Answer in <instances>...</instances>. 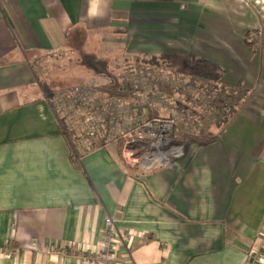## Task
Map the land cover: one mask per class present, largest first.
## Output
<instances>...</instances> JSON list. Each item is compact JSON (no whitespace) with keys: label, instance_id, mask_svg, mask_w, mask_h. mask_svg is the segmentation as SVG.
<instances>
[{"label":"crops","instance_id":"crops-1","mask_svg":"<svg viewBox=\"0 0 264 264\" xmlns=\"http://www.w3.org/2000/svg\"><path fill=\"white\" fill-rule=\"evenodd\" d=\"M68 52L206 63L245 97L226 118L199 93L179 157L128 171L109 132L93 147L67 135L88 86L36 81L31 55ZM108 217L132 238L114 264H247L262 244L264 0H0V264H85L47 248L101 251Z\"/></svg>","mask_w":264,"mask_h":264},{"label":"rangeland","instance_id":"rangeland-1","mask_svg":"<svg viewBox=\"0 0 264 264\" xmlns=\"http://www.w3.org/2000/svg\"><path fill=\"white\" fill-rule=\"evenodd\" d=\"M97 58L96 56L92 58L84 57L70 52L61 55L36 53L29 57V64L34 69L36 81L40 83V88L46 92V94H48L49 90H54V88L58 86L78 85L80 83L88 86V88L81 89L80 91L77 90L72 94V99L75 97L74 99L82 100L81 113L84 114H81L80 117H84L86 112L90 108L92 109V112L86 114L89 118L88 121L82 120L83 118L79 119L75 124L73 134L71 135L66 132L72 142L75 136L76 142L78 140L79 142L87 143V145L90 144L92 147L93 145L97 146V144L106 139L105 137V139L102 140L99 137H101L103 133L107 134V132H109L110 137H108V140L116 144V157L118 162L128 171L136 169L141 170L142 166L136 158H143L142 156L150 150V144L146 141L140 143L135 141L127 145L126 143L128 140L125 136L123 137L124 131L121 121V118L124 116V113L121 111L124 112L125 107V114H127L131 120H145L144 118L131 114L128 108L131 102L134 103L133 98L136 94L132 95L130 93L126 98L120 96L112 97L108 93L103 94V91L107 88L105 85L110 83L112 79L116 81L120 79L121 81V79H128L130 76L129 78L133 80V75L127 68L129 65L133 64L134 58L126 59L125 61L115 60V62H112L111 59H107V63L103 61L97 63ZM161 62H163V64H159L156 59L157 68L164 71L162 77H159L158 85L163 89L162 91L165 90L168 94H178L181 96L183 93L189 94V91L192 89L193 92L191 95L194 101L202 94L205 96L203 99H206V102H210L213 108L219 106L221 114L226 118L236 110L239 100L241 101L245 97V92L241 91L240 88H231L228 85L224 88V85L219 81V76L215 75V69L206 63H195L194 61H187L186 59L174 60L168 57L167 64L165 61ZM126 75H128V77ZM168 75L170 76V82L166 83ZM99 92H102L103 96L99 95ZM154 95H152V97L156 106H170L172 103L168 97H166V101L164 102V97L157 96L156 93ZM86 98H88V103ZM115 99L120 102V108H117V110H113L110 104L114 102ZM148 101L150 102V97ZM155 105L152 107V105L147 104V108H143L141 105H135L138 107L135 111H140L141 109L148 110V113H150L151 111H156ZM94 106H98L97 110L94 109ZM101 111L109 112L110 115L107 113L101 114ZM116 111L119 113L118 119H114L112 116L114 115L112 112ZM212 111L213 112L210 111L207 116H213L216 108ZM178 117L180 116L178 115L177 118ZM88 127L94 131L95 137L88 134ZM127 149H130L131 152H128Z\"/></svg>","mask_w":264,"mask_h":264},{"label":"built area","instance_id":"built-area-1","mask_svg":"<svg viewBox=\"0 0 264 264\" xmlns=\"http://www.w3.org/2000/svg\"><path fill=\"white\" fill-rule=\"evenodd\" d=\"M157 96L163 97L159 92H154ZM160 94V95H159ZM155 96V95H154ZM79 104H71L70 108L73 109L74 115L81 116V106H82V100H79ZM86 101L88 103V98H86ZM134 103L137 102V98H133ZM166 101V98H164V102ZM131 102V101H129ZM163 102V103H164ZM155 103V102H154ZM111 105L115 106V109L120 108V102L119 100L115 99L114 102L110 103ZM126 108V107H125ZM125 108L124 116L121 118L122 125H123V137L125 136L128 140L126 143L129 145L130 142H143L146 141L150 145V150L147 151L142 157L143 158H136L137 161L140 162V165L146 169L150 170L156 167H161L167 165V163L170 162L172 157H179V155L182 152V148H178L175 145H172L173 141V134L174 130L177 126L178 120L177 114L174 110V108L169 107V105L165 106H156V111L161 110H169L171 113L165 118H159V117H153L145 120H131L127 114H125ZM92 109L90 108L88 112H92ZM120 112V113H121ZM114 113L113 118L118 119L119 113L118 111L112 112ZM84 115L82 118H78L76 120H73V123L76 124L79 119L88 121V115ZM130 121H129V120ZM72 123V125H73ZM87 124V122H86ZM89 126V125H88ZM88 134L94 135V131L88 127ZM128 152H131L130 149H127ZM150 152V153H149ZM264 227V226H263ZM105 237H106V243L105 248L101 251H90V250H81L80 248L73 247V246H67L58 248L55 245H49L47 248L49 252H60L62 254H73L76 255L77 253H80L81 256H83L85 264H114L117 254V249L119 245L123 244H129L132 240V238L126 234H124L122 231L120 232L119 228L116 225V221L112 217H108L105 221ZM264 257V229L262 232V244H259L254 250H252L247 264H260Z\"/></svg>","mask_w":264,"mask_h":264},{"label":"trees","instance_id":"trees-1","mask_svg":"<svg viewBox=\"0 0 264 264\" xmlns=\"http://www.w3.org/2000/svg\"><path fill=\"white\" fill-rule=\"evenodd\" d=\"M156 59L158 60L159 64L160 63L163 64V62L161 61H165V63L167 64L166 56L151 57V58L142 57V56L136 57L133 59L134 60L133 64L129 65V67L127 68V70L132 73L133 80L129 78L130 76L128 77V75H126L128 79H121V81L120 79L118 81L112 79L110 80V83L107 82L108 84L105 85L107 87L106 88L107 90L105 89L104 91H106L112 97L120 96L126 98L130 95V93L132 95L136 94L135 97L137 98V102L136 103L131 102L128 108L130 109L131 114L139 116L140 118H144V119H149L153 117L164 118L163 116H166L164 114L162 115L161 111H151L150 113H148V110L146 111L141 109L140 111L139 110L135 111V109L138 108L135 105H141L143 106V108L144 107L147 108L146 105L150 104L153 107V105H155L154 103L155 101H153V97H152V95H154V92H159L164 98L168 97L170 102H172L170 104L171 108H174L178 112L179 111L181 112V110L185 111L184 109L186 106H189L191 104L195 105L196 103L192 98L190 92L189 94L183 93L181 96H179L178 94L177 95L168 94L165 90L162 91L163 89L158 85L159 84L158 81H159V77H162V74H164V71L157 68L158 65L156 64ZM169 82H170V76L168 75L166 79V83ZM149 97H150V102L148 101ZM112 107L113 110H116L115 106L112 105ZM216 107L219 106H215V108ZM186 111H188L187 107H186ZM180 112H179V116L183 115ZM175 143H176L175 139H173L172 145H174Z\"/></svg>","mask_w":264,"mask_h":264}]
</instances>
